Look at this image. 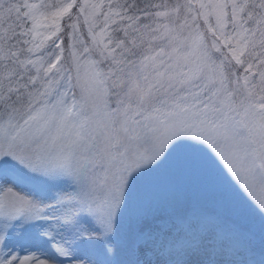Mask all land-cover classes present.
<instances>
[{"label":"snow or ice","instance_id":"1","mask_svg":"<svg viewBox=\"0 0 264 264\" xmlns=\"http://www.w3.org/2000/svg\"><path fill=\"white\" fill-rule=\"evenodd\" d=\"M0 264H264V0H0Z\"/></svg>","mask_w":264,"mask_h":264},{"label":"rangeland","instance_id":"2","mask_svg":"<svg viewBox=\"0 0 264 264\" xmlns=\"http://www.w3.org/2000/svg\"><path fill=\"white\" fill-rule=\"evenodd\" d=\"M212 177L202 173H186L181 167L176 165L167 166L154 174L146 183L142 185L138 195L140 197L155 196L162 193L168 185L181 184L185 191L195 197L199 194L202 187L207 184ZM208 208H213L214 204L211 201L204 202ZM43 211V206H40ZM245 224L258 223L254 216L249 215L242 221Z\"/></svg>","mask_w":264,"mask_h":264}]
</instances>
